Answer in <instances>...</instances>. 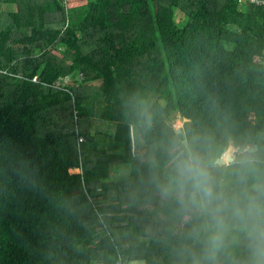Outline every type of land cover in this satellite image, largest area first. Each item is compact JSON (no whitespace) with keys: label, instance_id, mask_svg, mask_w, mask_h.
Wrapping results in <instances>:
<instances>
[{"label":"trees","instance_id":"obj_1","mask_svg":"<svg viewBox=\"0 0 264 264\" xmlns=\"http://www.w3.org/2000/svg\"><path fill=\"white\" fill-rule=\"evenodd\" d=\"M228 144L264 160V9L0 0V264H194L204 218L162 187L178 146Z\"/></svg>","mask_w":264,"mask_h":264},{"label":"clouds","instance_id":"obj_2","mask_svg":"<svg viewBox=\"0 0 264 264\" xmlns=\"http://www.w3.org/2000/svg\"><path fill=\"white\" fill-rule=\"evenodd\" d=\"M218 156L227 162L226 171L238 178V191L218 180ZM172 164L174 175L162 194L175 196L187 211L204 218L203 248L194 264H225V254L229 264H241L232 250L241 239L247 249L243 264H264V160L250 146L228 144L201 154L180 145Z\"/></svg>","mask_w":264,"mask_h":264},{"label":"rangeland","instance_id":"obj_3","mask_svg":"<svg viewBox=\"0 0 264 264\" xmlns=\"http://www.w3.org/2000/svg\"><path fill=\"white\" fill-rule=\"evenodd\" d=\"M179 16V14H178ZM178 22L181 21V19L178 17L177 18ZM179 123H181V125H179ZM172 124L174 125V127L177 128H184L185 125V120L181 118V116L179 114H174L172 116ZM113 132V130H112ZM224 161V160H223ZM225 162V161H224ZM227 165V162H225ZM112 178L110 179H121V178H126L130 175V170L127 168H123V167H115L112 169ZM72 173H76V174H80V171H72Z\"/></svg>","mask_w":264,"mask_h":264},{"label":"built area","instance_id":"obj_4","mask_svg":"<svg viewBox=\"0 0 264 264\" xmlns=\"http://www.w3.org/2000/svg\"><path fill=\"white\" fill-rule=\"evenodd\" d=\"M239 2L242 5H249V6L252 5V6H256L258 8L264 9V0H239ZM80 78L81 79L83 78L82 74L80 75ZM35 81H38V79L36 78ZM71 81H72V76H69L65 79L59 80L57 85L59 86L60 89H62V87H64L66 89L67 85ZM79 142L82 143L83 139H80Z\"/></svg>","mask_w":264,"mask_h":264},{"label":"water","instance_id":"obj_5","mask_svg":"<svg viewBox=\"0 0 264 264\" xmlns=\"http://www.w3.org/2000/svg\"><path fill=\"white\" fill-rule=\"evenodd\" d=\"M185 120V123L187 122V120L186 119H184ZM181 131H182V129L181 128H177L176 129V132L177 133H181ZM252 149V148H251ZM253 151H254V153H257L258 151H259V147L258 146H256L254 149H252ZM215 164L216 165H220V166H222V165H225V164H223V158L222 157H219L216 161H215Z\"/></svg>","mask_w":264,"mask_h":264},{"label":"bare ground","instance_id":"obj_6","mask_svg":"<svg viewBox=\"0 0 264 264\" xmlns=\"http://www.w3.org/2000/svg\"><path fill=\"white\" fill-rule=\"evenodd\" d=\"M179 125H181V123H179ZM223 163H225V162L223 161Z\"/></svg>","mask_w":264,"mask_h":264}]
</instances>
